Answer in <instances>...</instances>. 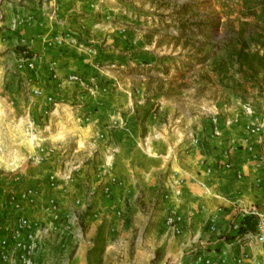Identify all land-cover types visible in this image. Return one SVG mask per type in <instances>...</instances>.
Wrapping results in <instances>:
<instances>
[{"label": "rangeland", "instance_id": "374dc122", "mask_svg": "<svg viewBox=\"0 0 264 264\" xmlns=\"http://www.w3.org/2000/svg\"><path fill=\"white\" fill-rule=\"evenodd\" d=\"M241 51L264 55V0H0V244L14 198L40 264H225L182 210L232 151L264 165Z\"/></svg>", "mask_w": 264, "mask_h": 264}, {"label": "crops", "instance_id": "0c3cea01", "mask_svg": "<svg viewBox=\"0 0 264 264\" xmlns=\"http://www.w3.org/2000/svg\"><path fill=\"white\" fill-rule=\"evenodd\" d=\"M259 147L264 152V135L257 142ZM227 159L231 162L228 167L211 171L207 190L193 181L186 183L190 194L185 197L183 204L187 208L182 213L190 228L185 236L188 240L194 238V242L204 240V230H209L212 220L216 229L215 232L208 231L209 238H212L210 243L214 244L213 248L221 249L214 258H225V264H264V247L257 243L256 246L253 236L237 235L245 216L264 213V165L250 158L239 157L233 151ZM238 173L243 175L242 178H237ZM227 233L235 237L229 243L219 238ZM197 248V245L186 243L183 247L185 252L193 254L192 264H197Z\"/></svg>", "mask_w": 264, "mask_h": 264}, {"label": "built area", "instance_id": "2783aa9c", "mask_svg": "<svg viewBox=\"0 0 264 264\" xmlns=\"http://www.w3.org/2000/svg\"><path fill=\"white\" fill-rule=\"evenodd\" d=\"M16 214L10 225V238L0 244V264H40L38 259L41 250L39 241L47 233L40 224L21 215L22 206L12 199ZM256 215L254 213H250ZM249 214V215H250ZM2 219L0 217V224ZM257 232L253 236L258 245H264V213L258 215Z\"/></svg>", "mask_w": 264, "mask_h": 264}, {"label": "trees", "instance_id": "16d2710c", "mask_svg": "<svg viewBox=\"0 0 264 264\" xmlns=\"http://www.w3.org/2000/svg\"><path fill=\"white\" fill-rule=\"evenodd\" d=\"M236 57V64L245 76H251V80L258 81L264 87V55L257 53L241 51L240 56ZM216 58H218L216 56ZM256 83V82H253ZM257 216L250 214L245 216L238 234H247L256 232Z\"/></svg>", "mask_w": 264, "mask_h": 264}]
</instances>
